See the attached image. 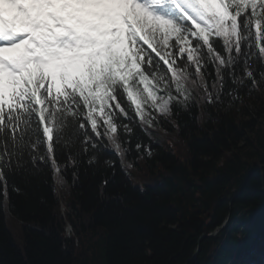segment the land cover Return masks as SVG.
<instances>
[{"label": "trees", "instance_id": "trees-1", "mask_svg": "<svg viewBox=\"0 0 264 264\" xmlns=\"http://www.w3.org/2000/svg\"><path fill=\"white\" fill-rule=\"evenodd\" d=\"M213 40L226 55L222 38ZM251 52L212 103L204 85L213 91L214 63L201 70L203 85L189 67V99L173 100L168 113L144 105L141 119L125 94L127 115L105 110L118 122L119 149L99 112V136L86 117L53 121L51 156L43 125L31 132L34 148L23 147L10 168L0 162V264H264V57ZM253 92L255 108L239 104Z\"/></svg>", "mask_w": 264, "mask_h": 264}, {"label": "snow or ice", "instance_id": "snow-or-ice-1", "mask_svg": "<svg viewBox=\"0 0 264 264\" xmlns=\"http://www.w3.org/2000/svg\"><path fill=\"white\" fill-rule=\"evenodd\" d=\"M213 37L222 38L226 55L214 47ZM260 41L264 0H0V139L11 145L0 143V162L10 168L9 160L21 155L23 147L31 143L34 148L39 138L33 141L30 133L41 125L51 156L49 125H63L69 115L86 117L97 136L96 113L106 115L104 134L119 149L112 135L118 122L109 113L118 108L127 115L120 106L125 94L141 119L142 102L168 113L173 100L189 99L188 85L196 83L189 67L203 85L206 71L201 70L214 63L213 91L204 85L212 103L213 96L219 100L224 77L233 75L239 59L247 68L254 47L264 57ZM160 61L170 75L160 71ZM245 75L253 78L251 70ZM38 158L43 157L34 155L33 162ZM52 167L60 170L54 159Z\"/></svg>", "mask_w": 264, "mask_h": 264}, {"label": "rangeland", "instance_id": "rangeland-1", "mask_svg": "<svg viewBox=\"0 0 264 264\" xmlns=\"http://www.w3.org/2000/svg\"><path fill=\"white\" fill-rule=\"evenodd\" d=\"M170 43H172L171 41H170ZM172 51V55L173 56H175L177 53H176V51L174 50V49H172L171 50ZM179 61H180V59H177L176 60V63L178 64L179 63ZM161 72H165V70L164 69H161L160 70ZM165 75H170V73H167V72H165ZM153 84H155V81H153ZM140 87H143V85H141ZM155 90V89H154ZM177 94L176 92H175V90H174V84H173V91H172V94ZM157 95L158 96H161V95H164V93L163 92H158L157 93ZM255 96V92H253V94L250 96V99L249 100H247L246 101V99H243V98H240V101H239V104L240 105H243V104H245V103H248V106L250 107V108H255L256 107V105L253 103V97ZM157 102H159V101H157ZM144 105H149V106H151V104H150V102H148V103H144V102H142V108L141 109H144ZM171 106V105H170ZM152 107V106H151ZM152 108H154V107H152ZM155 109V108H154ZM157 110V109H156ZM158 111V110H157ZM159 112V111H158Z\"/></svg>", "mask_w": 264, "mask_h": 264}, {"label": "water", "instance_id": "water-1", "mask_svg": "<svg viewBox=\"0 0 264 264\" xmlns=\"http://www.w3.org/2000/svg\"><path fill=\"white\" fill-rule=\"evenodd\" d=\"M227 223H228V219L225 221V223H224L223 225L220 226V228H223ZM220 228H217V229H215V230H213V231H211V232H209V233L204 234V235L201 237L200 240H202V238L205 237V236H215V235H217V234L219 233V231H220ZM198 253H199V249H198L197 252L195 253V256H196Z\"/></svg>", "mask_w": 264, "mask_h": 264}, {"label": "built area", "instance_id": "built-area-1", "mask_svg": "<svg viewBox=\"0 0 264 264\" xmlns=\"http://www.w3.org/2000/svg\"><path fill=\"white\" fill-rule=\"evenodd\" d=\"M71 231H72V226H71V224H68L67 225V232L70 234Z\"/></svg>", "mask_w": 264, "mask_h": 264}, {"label": "bare ground", "instance_id": "bare-ground-1", "mask_svg": "<svg viewBox=\"0 0 264 264\" xmlns=\"http://www.w3.org/2000/svg\"><path fill=\"white\" fill-rule=\"evenodd\" d=\"M50 126V125H49Z\"/></svg>", "mask_w": 264, "mask_h": 264}]
</instances>
